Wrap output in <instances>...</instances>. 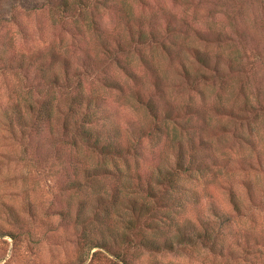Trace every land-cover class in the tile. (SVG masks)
<instances>
[{
    "label": "rangeland",
    "instance_id": "1",
    "mask_svg": "<svg viewBox=\"0 0 264 264\" xmlns=\"http://www.w3.org/2000/svg\"><path fill=\"white\" fill-rule=\"evenodd\" d=\"M69 3L0 0V264H264V0ZM80 89L95 131L135 145L125 159L69 144L62 122ZM47 100L54 116L34 133L26 105ZM16 110L25 122L11 128ZM165 112L175 120L162 126ZM178 142L205 168L183 176L157 219L136 222V240L210 239L161 253L125 245L128 200L145 199ZM94 168L109 171L99 185L83 173Z\"/></svg>",
    "mask_w": 264,
    "mask_h": 264
},
{
    "label": "trees",
    "instance_id": "2",
    "mask_svg": "<svg viewBox=\"0 0 264 264\" xmlns=\"http://www.w3.org/2000/svg\"><path fill=\"white\" fill-rule=\"evenodd\" d=\"M78 4L83 2V0H77ZM69 0H46V4L48 7H57V9H61L64 13L68 9ZM70 4V3H69ZM197 53V51H196ZM198 60L202 62L203 65L207 64V59L198 57ZM56 78L53 79V85L57 84ZM67 111L64 116V120L62 122V130L65 134L70 133L69 144L72 147L83 146L82 143H86L89 145L91 150H97L104 153L103 158H108V155H115L117 159H125V156L129 155L132 151L136 150L134 144H123L122 139L124 137H120L121 135L118 132H111L109 129L103 130L107 135L105 138H102L105 133H97L94 129V125L98 118L95 117V107L92 106V101L88 98L80 89L76 92L74 96H69L67 99ZM149 114L155 121H159V114L157 106L154 104V101L151 98L148 99V102L145 103ZM14 107L18 108V105ZM26 110L28 111V115H33L32 121L29 125V129L34 133H39L41 131V123L44 121L46 123H50L52 120L54 106L51 101H41L40 103H28L26 105ZM15 115L5 117L8 119V124L10 122V127L16 122H25V116L22 113H19V110H16ZM97 113V112H96ZM11 118V119H10ZM175 117L171 116L169 112H165L162 119L161 124L164 126L166 123H171V121L175 120ZM6 119V120H7ZM165 124V125H166ZM248 124V122H247ZM12 128V127H11ZM154 128V127H153ZM161 128V127H160ZM154 128V132L157 134H161L163 129ZM247 128H249V135H252L253 129L251 125L248 124ZM14 132V131H13ZM144 129L138 132V134H130L131 138L134 140H140L145 137ZM127 140H130L127 137ZM129 142V141H128ZM194 150V149H193ZM186 155L188 157H186ZM256 162L259 163L258 157L256 158ZM253 165L252 162L249 163V167ZM259 165V164H258ZM125 168H128L125 167ZM204 165L198 163L196 157L193 154H187L184 150L183 144L177 143V151L175 154V162L170 168L159 169L157 172V178L153 182L147 183L146 189V197L145 199L138 202L135 199H129L126 205V209L129 211L128 219L124 224L123 232L120 233L119 238L123 240V243L126 245H130L131 247H137L140 249H146L153 253H161V252H171L174 248L178 246H185L190 244H195L197 240L210 239L211 235L209 231L205 230L204 233H195L192 236H185L184 233H181L180 236L176 239L175 242L164 241L163 243H158L154 239H151L150 236H141L136 240V236L138 228L136 227L137 221H139L144 215L153 216L152 218L157 219L155 216L159 214L160 211V202L166 200V195H168L169 191H174L176 189H181V180L184 175L190 176L189 174L195 172H202L204 170ZM252 168V167H251ZM113 170H110L114 173V175L121 176L124 175L122 169L118 166V163L114 162ZM92 170V171H90ZM85 169L83 173H86V177L93 180L91 184H100L97 177L103 175L106 176L108 174V169ZM129 176V175H126ZM97 185V187H98ZM126 186H124L125 188ZM140 188V187H138ZM157 188V189H156ZM143 190V189H142ZM186 192V191H185ZM187 195V194H185ZM115 197H112V201ZM182 200V199H181ZM149 202V204H148ZM187 201H174L172 204H176V206L183 207L184 203ZM230 202L232 205L237 208V204L235 202L234 196L231 193ZM152 203V205H150ZM179 206V207H180ZM106 208V207H105ZM220 225H225L229 218L223 215H217ZM205 220H208L205 219ZM155 228V229H154ZM159 227H153L155 231H160ZM221 230V228H220ZM117 239V240H118ZM207 241V240H206ZM98 246H93L91 248H95ZM117 258L120 257L119 254L116 255Z\"/></svg>",
    "mask_w": 264,
    "mask_h": 264
}]
</instances>
